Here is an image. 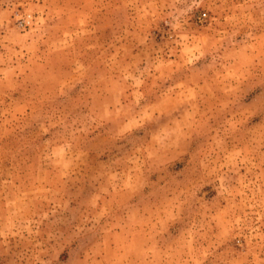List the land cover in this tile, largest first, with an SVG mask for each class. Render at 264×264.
<instances>
[{"label":"rangeland","instance_id":"374dc122","mask_svg":"<svg viewBox=\"0 0 264 264\" xmlns=\"http://www.w3.org/2000/svg\"><path fill=\"white\" fill-rule=\"evenodd\" d=\"M0 264H264V0H0Z\"/></svg>","mask_w":264,"mask_h":264}]
</instances>
